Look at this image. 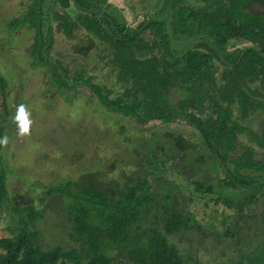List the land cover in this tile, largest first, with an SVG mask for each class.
I'll use <instances>...</instances> for the list:
<instances>
[{
	"label": "trees",
	"instance_id": "16d2710c",
	"mask_svg": "<svg viewBox=\"0 0 264 264\" xmlns=\"http://www.w3.org/2000/svg\"><path fill=\"white\" fill-rule=\"evenodd\" d=\"M57 1L62 7L72 1L80 10L73 23L83 37L73 52L86 57L92 49H102L98 57L115 72L112 86L96 77L93 66L89 72L76 68L71 75L64 61L48 60L52 35L46 31L41 37L39 23L44 0L30 1L10 24L32 28L27 52L33 66L48 67L50 87L75 92L81 87L115 116L114 124L129 144L123 153H132L136 161L127 159L132 164L121 177L108 178L106 169L86 171L76 180L42 186L45 196L35 204L9 196L0 146V215L8 210L10 221L8 234L0 236V264H200L196 251L183 255L172 237L199 226L212 228L213 212L221 217V230L215 232L219 239L228 237L234 247L249 242L251 233L238 234L233 217L243 216L263 198L258 220L264 224V127L256 132L240 124L235 111L247 118L264 109V0H162L155 11L162 17L146 15L135 28L121 21L116 9L101 10V0ZM146 27L153 37L145 38ZM67 81L78 85L70 87ZM7 88L0 75V137L7 135ZM119 117L132 124L126 126ZM140 120L156 124L138 129ZM170 123L188 124L190 130L172 129ZM237 134L247 135L260 152L244 147ZM216 188L249 191L232 199ZM215 193L204 222L184 208L196 194ZM51 195L68 205L71 235L79 246L39 242L41 206ZM250 226L262 240L250 250L239 249L235 264H243V257L246 264H264V237L253 222L245 228ZM250 253H259L260 259Z\"/></svg>",
	"mask_w": 264,
	"mask_h": 264
},
{
	"label": "rangeland",
	"instance_id": "374dc122",
	"mask_svg": "<svg viewBox=\"0 0 264 264\" xmlns=\"http://www.w3.org/2000/svg\"><path fill=\"white\" fill-rule=\"evenodd\" d=\"M30 1L35 3L34 0H0V75L7 83L6 104L9 110V114L6 115V132L9 143L6 147L3 146L2 153L6 165L9 196L13 199L23 196L37 204L36 202L45 196L46 189L42 186L55 185L65 180H76L86 171L106 169L105 175L108 178L109 175L121 177L128 172L132 164L127 159L130 160V156L131 161L135 162L136 159L132 153L131 155L123 153L129 144L126 145L124 142L127 137L120 136L114 124L115 116L98 105L95 99H89L85 94L88 91H81V87H78L76 92L75 90L58 89L56 85L50 87L48 83H52L53 80L48 67L45 64L40 67L32 65L31 56L28 54L31 52L29 48L34 37L32 28H27L20 23L15 26L10 24L13 19L23 14ZM54 3H56L55 0H48L41 22L39 20L40 29L43 31L41 37L46 31L53 37L48 60L64 61L69 65L71 75L76 68L82 66L89 72V67L93 66L96 68L94 71L96 77L108 87L112 86L115 82V72L110 70L111 67L105 60H100L98 57L99 53H104L102 49H92L86 57L73 52L74 46L81 44L83 37L82 30L76 29L73 23L76 20V14L80 12L79 9L71 4L59 11ZM101 3L102 8L99 7L101 10L112 13L113 9H116L117 14L121 16V21L130 28H135L140 24L146 15L162 17L155 14V11L163 4L162 0H101ZM47 5H51L50 10ZM166 16L168 14L164 15V18ZM58 23H62L60 29H57ZM142 29H145L143 32L145 38L153 37L148 27ZM66 32H69L71 36L66 35ZM67 83L70 87L78 85L77 81H67ZM21 103L28 106L33 120L31 135L24 138L17 136L16 125L13 121L15 105ZM0 112H2L1 104ZM235 113V118L240 124L250 127L253 131L260 132L264 127V109L253 111L247 118L238 111ZM119 119L126 126L132 124L129 119L122 117ZM138 122L140 125L138 129L156 124L152 121L140 120ZM169 127L190 130L188 124L185 126L170 123ZM237 135L244 147L253 146L257 152H260L257 145L249 141L247 135ZM133 139L135 142V138ZM257 156L260 157V153ZM112 162L113 167H111ZM122 165L123 168H120ZM219 191L227 194V197L237 199L249 190L241 189L235 192L231 188H216L217 194ZM216 193L205 196L196 194V197H192L190 204L184 206L182 199L181 205L184 208H191L197 218L204 222L211 213V209L214 208L212 201ZM45 198L41 206L44 217L38 224L41 230L39 242L48 247L79 246L71 235V224L67 216V211L70 210L68 205H63L64 202L58 196L51 195ZM218 207V210L223 209L221 205ZM262 207L263 198L258 204H252L243 216L235 215L233 219L238 220L237 224L232 219L226 221L230 224L234 223L238 234L243 235L244 231V235L248 236L251 233L249 242L247 239L245 243L242 240L234 247L235 241H231L228 237L224 240L219 239L215 233L221 230V217L218 212L212 213L214 219L212 228L199 226L189 232L182 231L174 235L172 240L181 247L183 255H186L188 250L196 251V258L200 264H235L240 258L239 249L255 246L262 240L260 234L255 235L250 230L252 226L245 228L247 222H253L257 232L264 237V224L258 220ZM7 211L4 210L0 215V236L8 234V230L5 229L9 221ZM226 212L231 214L230 210ZM239 224L244 227L241 228ZM245 253L248 254V252ZM251 256L255 260L260 259L259 253ZM247 261L248 258L243 257L242 263L246 264Z\"/></svg>",
	"mask_w": 264,
	"mask_h": 264
},
{
	"label": "clouds",
	"instance_id": "9594fccd",
	"mask_svg": "<svg viewBox=\"0 0 264 264\" xmlns=\"http://www.w3.org/2000/svg\"><path fill=\"white\" fill-rule=\"evenodd\" d=\"M32 113L28 106L25 104L15 105V114L13 121L16 125V133L20 138H24L31 135L33 120L31 118ZM9 143V137L4 135L0 137V146L6 147Z\"/></svg>",
	"mask_w": 264,
	"mask_h": 264
},
{
	"label": "flooded vegetation",
	"instance_id": "af4514ba",
	"mask_svg": "<svg viewBox=\"0 0 264 264\" xmlns=\"http://www.w3.org/2000/svg\"><path fill=\"white\" fill-rule=\"evenodd\" d=\"M56 1V3H54V4H56V6H57V9L60 11L61 9H63V8H66V7H62L59 3H58V1L57 0H55ZM48 4V0H44V2H43V4H44V7H45V4ZM71 4H73V2L72 1H70V5ZM69 5V6H70ZM74 5V4H73ZM69 6H67V7H69ZM75 6V5H74ZM50 7H51V5H47V8H48V10H50ZM80 11V10H79ZM79 13V12H78ZM76 26V25H75ZM76 29H77V27H76ZM50 41L52 42L53 41V37H50ZM52 45V44H51Z\"/></svg>",
	"mask_w": 264,
	"mask_h": 264
}]
</instances>
